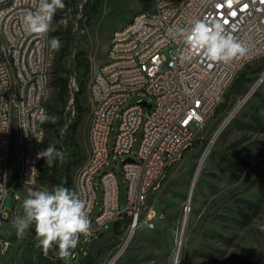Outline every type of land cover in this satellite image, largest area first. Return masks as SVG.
Returning a JSON list of instances; mask_svg holds the SVG:
<instances>
[{"label":"built area","instance_id":"1","mask_svg":"<svg viewBox=\"0 0 264 264\" xmlns=\"http://www.w3.org/2000/svg\"><path fill=\"white\" fill-rule=\"evenodd\" d=\"M86 1H79L80 10ZM38 2L0 0V185L5 188L0 189V227L7 197L20 198L9 183L12 153L18 158L20 151H27L26 176L21 180L25 187L35 185L39 173L33 172V162L42 161L38 154L48 91L43 72L46 37L26 34L20 24L21 16L35 10ZM174 2L154 0L151 9L136 12L137 24L119 26L120 37L115 45H108L106 69L94 72L86 87L91 102L89 148L74 177L73 191L86 203L89 237L116 221H122L123 228L127 219L126 228L135 227V233L139 224L155 227L159 215L150 201L186 149L181 148V141L192 144L239 72L264 57V0H189L181 9H174ZM194 19L222 22L227 32L244 44L246 55L229 63H211L202 56L184 61L185 46L178 32ZM67 66L71 71L66 111L73 114L80 82L71 57ZM142 91L151 98L127 104L132 94ZM117 118L112 152L123 157L127 182L124 206L120 204L117 173L105 167ZM139 130L141 139L133 152ZM8 138H15V145H8ZM128 157L132 160L124 161ZM98 182L102 204L94 214ZM147 184H154V192H147ZM137 215H144V222H137Z\"/></svg>","mask_w":264,"mask_h":264},{"label":"rangeland","instance_id":"2","mask_svg":"<svg viewBox=\"0 0 264 264\" xmlns=\"http://www.w3.org/2000/svg\"><path fill=\"white\" fill-rule=\"evenodd\" d=\"M69 2L64 0L66 6ZM153 3L154 0H100L99 13L91 16L85 32L84 48L90 64L86 87L92 74L105 60L114 30L126 25L136 12L151 9ZM66 6L67 11L61 13L62 16L67 15ZM59 21L55 15L49 32L50 77L42 121L41 150L47 147V142L58 143L51 124L64 113L53 81V68L61 47L59 51L50 48L52 37H59L61 46L63 44L57 33ZM258 62L249 65L257 70L255 65ZM230 90L231 87L227 91L230 93L228 107L222 112L215 110L208 117L192 144L170 168L167 181L150 201L159 215L155 227L137 229L129 245L119 257L115 256L112 264H264V231L259 227L264 224V69L250 72L241 93H231ZM150 98L143 91L134 93L127 104ZM79 99L85 112L77 138L87 156L91 106L87 89ZM117 124L118 118L110 133L111 156L105 167L115 169L117 173L120 204L124 206L127 182L122 170L123 157H116L112 152ZM140 139L141 130L135 135L133 152L137 150ZM53 162L48 163L42 158L39 180L35 185L25 187L18 180V159L12 153L13 188L20 198L14 201L9 195L5 201V217L0 227V264H32L28 247L35 237L34 227L26 230L23 238H18L11 221L15 215H22V202L28 188H50L48 169ZM79 167L80 163L72 167L73 178ZM97 185L94 214L99 212L102 204V187L99 182ZM242 198L260 206L249 221H243L238 212ZM112 225L110 223L94 237L82 235L77 248L70 250L68 257L59 258L58 247L54 245L48 252L46 264H88L97 254L100 255L96 264H106L114 258L129 230L126 228L120 238H116ZM76 253L77 258L72 261Z\"/></svg>","mask_w":264,"mask_h":264},{"label":"clouds","instance_id":"3","mask_svg":"<svg viewBox=\"0 0 264 264\" xmlns=\"http://www.w3.org/2000/svg\"><path fill=\"white\" fill-rule=\"evenodd\" d=\"M65 6L64 0H39L35 10L21 16L20 24L30 36L47 37L57 10ZM59 23L66 26L67 20L61 19ZM178 35L185 46L184 61L202 56L211 63H229L247 52L244 44L227 32L220 21L194 19L188 27L179 29ZM60 47L59 37H52L50 48L59 51ZM65 156V151L55 144H49L38 154L48 163L53 160L63 162ZM0 189L5 188L0 185ZM88 215L85 201L62 184L43 189L28 188L22 202V215H15L11 226L18 238H23L26 230L34 227L37 247L47 254L55 245L59 258H65L71 255L70 250L77 248L82 235H89L91 221ZM259 227L264 231V224Z\"/></svg>","mask_w":264,"mask_h":264},{"label":"trees","instance_id":"4","mask_svg":"<svg viewBox=\"0 0 264 264\" xmlns=\"http://www.w3.org/2000/svg\"><path fill=\"white\" fill-rule=\"evenodd\" d=\"M79 1L70 0L69 6H66V8L68 7L66 16L61 15V13L67 11L65 8L56 13V17L60 20H67V25L60 24L57 30V33L62 37L63 44L53 68V81L57 88V96L64 106V113L61 114L56 123L51 124L56 132L58 143L55 141L51 143L47 142V146L49 144H55L58 149L65 151L66 156L63 162L54 160L53 164L49 167L48 177L50 188L54 185L62 184L73 190L74 178L72 176V167L79 163L81 164L86 159L77 138V131L83 120V113L85 112V108L80 104L79 98L86 89V76L90 73V64L89 59L86 57L84 41L86 39V27L90 23L91 16L99 13L100 0H87L84 2L81 10L79 9ZM68 57L72 58L80 82V89L75 93V111L73 114L66 111V102L69 96V74L71 71L69 67L67 68ZM255 67L257 70L253 69L250 65H246L239 72L231 86V93H241L251 71L259 72L264 69V57L259 60ZM63 73L66 75L62 76ZM229 95L230 93H227L224 101L216 108L217 112H222L228 107ZM166 181L167 177L164 178L163 183ZM240 202L238 204V212L243 221L251 220L253 215L260 210L257 202L243 198L240 199ZM123 222V228L122 221H116L112 225V230L116 238H120L124 233L129 220L127 219ZM28 250L33 259L32 264H46L48 262V253L45 254L42 248L37 247L35 237L30 242ZM99 255L97 254L94 260L88 264H96ZM71 260L73 261V256Z\"/></svg>","mask_w":264,"mask_h":264},{"label":"bare ground","instance_id":"5","mask_svg":"<svg viewBox=\"0 0 264 264\" xmlns=\"http://www.w3.org/2000/svg\"><path fill=\"white\" fill-rule=\"evenodd\" d=\"M188 1L189 0H176V2H174V9H181V6H183V4L187 3ZM0 19H2V7H0ZM137 21H138V13H136L127 24H137ZM0 32H1V22H0ZM119 37H120V28L115 29L114 32L112 33L109 45H115V41ZM48 46H49V37H46L45 57H44V63H43V72L45 73V75H47L46 90H48L49 77H50L49 67H48L49 66V63H48ZM107 54H110V46L108 47ZM105 69H106V61H104L98 67V69L95 72H102ZM8 145H15V138H8ZM186 147H188V141H181V148H186ZM17 159H18V168H17L18 169V180H19L20 184H23L21 182V180H22V176H26L25 159H27V151H20V157H18ZM40 166H41L40 162H33V172L39 173L38 177L35 179V184L39 180ZM9 183L11 184V187L13 188L12 173L9 176ZM23 186H25V185L23 184ZM147 192H154V184H147ZM16 194L19 195L18 192H16ZM137 222H144V215H137ZM140 227L152 228V226H150V224H139V228ZM128 228H129L128 233L124 238V240H127V241L113 255L114 258H112L106 264H112L116 260L115 256L119 257V255L123 252V250L126 249V247L131 242V239L135 234V227H128ZM178 254H179V252H178Z\"/></svg>","mask_w":264,"mask_h":264},{"label":"water","instance_id":"6","mask_svg":"<svg viewBox=\"0 0 264 264\" xmlns=\"http://www.w3.org/2000/svg\"><path fill=\"white\" fill-rule=\"evenodd\" d=\"M143 103H144V104H147L146 101H143ZM148 107L150 108V107H151V104H148ZM131 160H132V158H131V157H128V158H126L124 161H131ZM180 249H181V240H180L179 243H178V252L180 251ZM77 255H78V253H76V254L73 255V260H76ZM178 257H179V255H177L176 260L178 259Z\"/></svg>","mask_w":264,"mask_h":264}]
</instances>
